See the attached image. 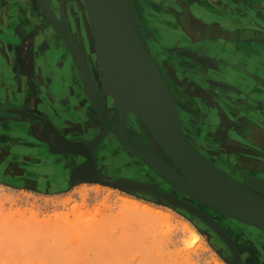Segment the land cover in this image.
Instances as JSON below:
<instances>
[{
	"label": "rangeland",
	"instance_id": "374dc122",
	"mask_svg": "<svg viewBox=\"0 0 264 264\" xmlns=\"http://www.w3.org/2000/svg\"><path fill=\"white\" fill-rule=\"evenodd\" d=\"M230 2L130 0L142 40L174 95L186 135L217 167L247 185L249 176H264L260 165L253 163L264 162V148L251 141L250 133L263 130L259 117L264 118V112L226 81L234 71L232 55L253 57L264 48V31L217 24ZM12 3L0 0V13ZM50 4L58 19L66 21L95 80L99 79L103 73L91 57L94 34L86 0H50ZM24 6V42L31 46L62 42L76 65L79 86L90 100L72 52L40 0H24ZM5 39L1 33L0 40ZM28 55L34 56L29 51ZM98 99L105 120L90 100L86 118L71 109L62 112L56 126L68 139L97 145L103 177L140 181V175L146 174L151 181L147 182L196 204L218 221L236 242L244 264H264V230L192 200L156 174L107 130L118 126V112L106 108L101 94ZM240 108L242 117L239 111L233 114ZM32 130V123L0 121V264H231L234 254L229 245L199 217L142 191L109 185L100 189L98 181H73L72 171L86 158L54 152L47 141L32 137ZM127 130L136 148L133 135L166 157L151 141L148 129L129 116ZM123 202L137 210L124 207Z\"/></svg>",
	"mask_w": 264,
	"mask_h": 264
},
{
	"label": "water",
	"instance_id": "95a60500",
	"mask_svg": "<svg viewBox=\"0 0 264 264\" xmlns=\"http://www.w3.org/2000/svg\"><path fill=\"white\" fill-rule=\"evenodd\" d=\"M86 2L94 44L102 63V73L112 84L117 98L124 107L118 111V126L107 130L113 132L130 152L192 200L242 223L264 230V179L249 176L247 185L242 184L217 167L196 148L184 131L178 105L161 71L164 110L158 105L145 69L146 46L138 30L130 0H86ZM40 3L72 52L82 74L86 92L105 120L98 99L101 93L88 60L70 35L66 21L58 19L50 0H40ZM127 106L139 116L153 142L157 143L173 164L152 152L136 135H133V139L137 148L132 145L127 130L130 114L125 110ZM0 120L37 121L38 133L51 145L54 152L86 158V161L72 171L73 181H98L130 192L142 191L175 207L184 208L209 224L229 245L234 254L231 264H244L234 239L218 221L196 204L164 192L150 182L103 177L98 167L95 143L68 139L49 119L21 108H0ZM159 169L164 172L160 173Z\"/></svg>",
	"mask_w": 264,
	"mask_h": 264
},
{
	"label": "crops",
	"instance_id": "0c3cea01",
	"mask_svg": "<svg viewBox=\"0 0 264 264\" xmlns=\"http://www.w3.org/2000/svg\"><path fill=\"white\" fill-rule=\"evenodd\" d=\"M11 1L13 3L0 13V35L4 33L6 37L4 41L0 40V107L21 108L47 118L55 125L59 124L57 120L62 112L71 109L70 112L86 118L84 111L90 109L91 102L84 89L79 86L77 68L66 46L62 42H34L33 46L28 45L31 42H24L27 19L24 0ZM230 1L229 8L219 15L218 23L214 22L215 24L229 25L231 29L264 31V0ZM195 15L201 22L200 14ZM257 50L259 52L251 58L235 52L232 55L235 61L234 71L228 77L229 81L225 80L230 89L241 95H248L250 100L261 106L260 111L264 112V48ZM28 51L34 56H27ZM242 111L240 108L233 114L237 115L238 112V116L241 114L242 117ZM258 114L252 117L255 119ZM4 122L32 123L34 131L30 133L31 136L42 138L38 133L37 121ZM259 122L264 127L263 117H259ZM262 129L264 134V128ZM251 141L260 143L264 148V140L251 138Z\"/></svg>",
	"mask_w": 264,
	"mask_h": 264
},
{
	"label": "bare ground",
	"instance_id": "6f19581e",
	"mask_svg": "<svg viewBox=\"0 0 264 264\" xmlns=\"http://www.w3.org/2000/svg\"><path fill=\"white\" fill-rule=\"evenodd\" d=\"M145 48H146V51H145V54H144V59H145V63H146V65H145L146 73L148 75V78H149V81H150V85H151V88L153 90L154 96H155V98L157 100V103L160 106V108L162 110H164V97H163V94H164L163 88L164 87H163L162 75H161V72H160V69H159V65H158L157 60L154 57L152 51L150 49H148L147 47H145ZM91 57L93 58L94 61H96L97 65L99 66L100 70L102 71V63L100 61L99 54H98V51L96 49L95 44L93 46V51L91 53ZM96 83H97V88H98L99 92L104 97L105 105H106V108L108 110H110L113 113H117L121 109H124V107L120 103V100L117 98V96H116V94L114 92L112 84L108 81V79L104 75L99 77V79L96 80ZM125 110L129 111V113H130L129 115L132 117V119L136 120L140 125H142V127H145L143 122L139 118V116L135 112L130 110L129 106L125 107ZM188 130H189V128H188ZM184 131H185V128H184ZM200 131H202V129H200ZM199 133L201 134V132H199ZM193 134H194V136H196L198 138V135L196 133H193ZM149 137H150L151 141H153V139H152V137L150 135H149ZM114 168L117 169V170H120L122 173H124L126 171L124 168H121V167L120 168L114 167ZM154 172L156 174H159L155 170H154ZM159 172L163 173L164 171L162 169H159ZM102 186H104V188H105L108 185L100 183V185H98V188L101 189ZM85 187L87 188V186H85ZM123 203H124V205H123L124 207H126L128 209H131L132 211L133 210L134 211L137 210V208L134 207V205H132V203H128V202H123ZM145 209H148V207H146ZM129 212H130V210H129ZM139 212L141 213L140 210H139ZM130 213H132V212H130ZM141 214H143V213H141ZM194 238H197V235H195Z\"/></svg>",
	"mask_w": 264,
	"mask_h": 264
},
{
	"label": "flooded vegetation",
	"instance_id": "af4514ba",
	"mask_svg": "<svg viewBox=\"0 0 264 264\" xmlns=\"http://www.w3.org/2000/svg\"><path fill=\"white\" fill-rule=\"evenodd\" d=\"M111 112V111H110ZM111 113H113V112H111ZM183 116H184V113H183ZM129 117H131L130 115H129ZM188 117V116H187ZM186 117V115L184 116V118L186 119L187 118ZM132 118V117H131ZM188 119H189V117H188ZM133 120V122H135L137 125L139 124L136 120H134V119H132ZM186 125H188L187 124V122H186V120H185V126ZM142 126V125H141ZM189 127V126H188ZM187 127V128H188ZM192 127V126H191ZM260 127V126H259ZM190 128V127H189ZM250 133H252V136H253V138H255V139H257V140H260V139H262V140H264V134H263V131L261 130V129H258V128H256L255 130H252V132H250ZM198 135V134H197ZM260 136H262V137H260ZM263 144H264V142H263ZM157 148H158V146L157 145H155ZM156 154V153H155ZM159 156V155H158ZM160 157L164 160V161H166V162H168V160H167V157H164V156H161L160 155ZM254 164H259L260 165V167H261V169L260 170H264V162L263 163H260V162H253ZM117 168V167H116ZM116 172H119V171H116ZM236 173V172H235ZM119 175V174H118ZM146 176V174H144V173H142L140 176H141V178H142V180H140V181H150V180H148V179H146L145 178V176ZM239 175H237V177H238ZM253 176H255V177H258V178H262V179H264V176L263 175H253ZM117 177V176H116ZM238 181V180H237ZM151 182V181H150ZM246 185V184H245ZM264 195V194H263Z\"/></svg>",
	"mask_w": 264,
	"mask_h": 264
}]
</instances>
